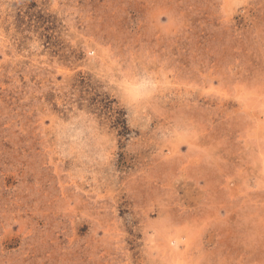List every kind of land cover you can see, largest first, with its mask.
<instances>
[{"label": "rangeland", "instance_id": "1", "mask_svg": "<svg viewBox=\"0 0 264 264\" xmlns=\"http://www.w3.org/2000/svg\"><path fill=\"white\" fill-rule=\"evenodd\" d=\"M0 264H264V0H0Z\"/></svg>", "mask_w": 264, "mask_h": 264}, {"label": "clouds", "instance_id": "2", "mask_svg": "<svg viewBox=\"0 0 264 264\" xmlns=\"http://www.w3.org/2000/svg\"><path fill=\"white\" fill-rule=\"evenodd\" d=\"M57 137H58V141L60 142H66V138L62 135V129H57Z\"/></svg>", "mask_w": 264, "mask_h": 264}, {"label": "trees", "instance_id": "3", "mask_svg": "<svg viewBox=\"0 0 264 264\" xmlns=\"http://www.w3.org/2000/svg\"><path fill=\"white\" fill-rule=\"evenodd\" d=\"M120 122V121H119ZM122 123V128H123V132H122V135H127L129 134V129L126 125V123L124 121L121 122Z\"/></svg>", "mask_w": 264, "mask_h": 264}]
</instances>
